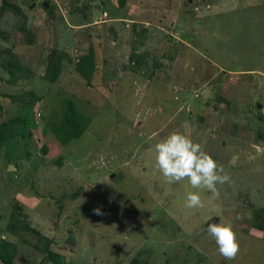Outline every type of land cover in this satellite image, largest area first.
Masks as SVG:
<instances>
[{
	"label": "rangeland",
	"instance_id": "obj_1",
	"mask_svg": "<svg viewBox=\"0 0 264 264\" xmlns=\"http://www.w3.org/2000/svg\"><path fill=\"white\" fill-rule=\"evenodd\" d=\"M0 64L6 264H264V0H0ZM172 132L230 182L167 183L154 145Z\"/></svg>",
	"mask_w": 264,
	"mask_h": 264
},
{
	"label": "clouds",
	"instance_id": "obj_2",
	"mask_svg": "<svg viewBox=\"0 0 264 264\" xmlns=\"http://www.w3.org/2000/svg\"><path fill=\"white\" fill-rule=\"evenodd\" d=\"M154 151L155 166L169 184L187 180L193 189H206L215 193L217 184L229 183L231 180L200 144L179 132H172L156 143ZM185 206L202 208L204 205L200 194L188 192ZM93 213L104 214L100 208L93 209ZM205 231L214 240L218 254L224 260L231 261L237 257L240 246L231 226L212 222L207 224Z\"/></svg>",
	"mask_w": 264,
	"mask_h": 264
},
{
	"label": "trees",
	"instance_id": "obj_3",
	"mask_svg": "<svg viewBox=\"0 0 264 264\" xmlns=\"http://www.w3.org/2000/svg\"><path fill=\"white\" fill-rule=\"evenodd\" d=\"M4 5L9 6V3L6 2V3H4ZM46 9H47V7L44 8V10H46ZM61 56L62 55H56V56L51 55V56L47 57V67H46L45 78H47V80L49 82H53L55 80V77L58 74L59 62L61 60ZM80 62H81V64H79L77 66L76 70L80 76L88 78V76H90V74H91L92 69L90 67H87V64L84 63V59H82ZM0 67L4 68L5 69L4 71H6L9 76L13 75V71L10 70L11 69L10 67L6 68V66L1 65V64H0ZM66 110H67V112L65 111V115H64L65 121L71 128H75V125L73 123L72 110L69 107L66 108ZM7 137H8L7 126L5 124H0V145L3 144V142L7 139ZM254 226L257 230L263 229V225H261V224H259V225L254 224ZM0 261H2L4 264L7 263L5 257H3L1 254H0Z\"/></svg>",
	"mask_w": 264,
	"mask_h": 264
},
{
	"label": "water",
	"instance_id": "obj_4",
	"mask_svg": "<svg viewBox=\"0 0 264 264\" xmlns=\"http://www.w3.org/2000/svg\"><path fill=\"white\" fill-rule=\"evenodd\" d=\"M214 222V221H213Z\"/></svg>",
	"mask_w": 264,
	"mask_h": 264
}]
</instances>
